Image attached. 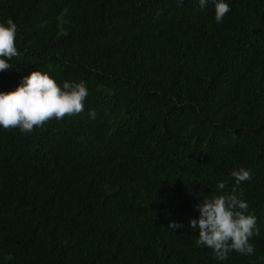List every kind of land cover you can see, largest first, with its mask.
I'll list each match as a JSON object with an SVG mask.
<instances>
[{"label": "trees", "instance_id": "16d2710c", "mask_svg": "<svg viewBox=\"0 0 264 264\" xmlns=\"http://www.w3.org/2000/svg\"><path fill=\"white\" fill-rule=\"evenodd\" d=\"M224 2L218 23L215 0H0V91L35 70L88 89L78 115L0 127V264H264V0ZM240 168L259 235L220 261L190 221Z\"/></svg>", "mask_w": 264, "mask_h": 264}, {"label": "clouds", "instance_id": "9594fccd", "mask_svg": "<svg viewBox=\"0 0 264 264\" xmlns=\"http://www.w3.org/2000/svg\"><path fill=\"white\" fill-rule=\"evenodd\" d=\"M182 4L183 0H177ZM208 0H199L201 8ZM231 9L224 0H215V20L222 22ZM17 25L12 19L0 23V72L12 67L9 61L19 55L16 47ZM88 89L84 81H64L62 87L48 73L35 70L23 77L22 82L12 91H0V127L4 130L19 129L31 133L43 128L47 123L62 120L66 116L78 115L84 111V100ZM95 111L89 117L95 119ZM235 184L230 192H225L226 182L217 185L219 192H213L202 199L195 207L199 219L190 221L193 229L199 230L197 245L211 248L215 258L227 260L230 252L242 255L254 254L255 248L250 239L259 235L257 218L249 213L248 203L242 199L243 190L239 187L250 181L249 170L240 168L231 173ZM239 193V194H237ZM183 225L170 221L168 228H182Z\"/></svg>", "mask_w": 264, "mask_h": 264}]
</instances>
